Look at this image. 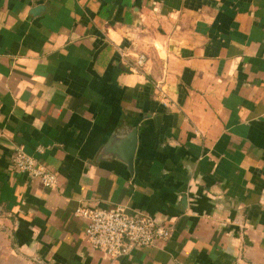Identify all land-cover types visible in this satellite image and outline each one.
<instances>
[{
	"label": "crops",
	"instance_id": "obj_1",
	"mask_svg": "<svg viewBox=\"0 0 264 264\" xmlns=\"http://www.w3.org/2000/svg\"><path fill=\"white\" fill-rule=\"evenodd\" d=\"M118 203L168 239L111 263L73 212ZM0 264H264V0H0Z\"/></svg>",
	"mask_w": 264,
	"mask_h": 264
},
{
	"label": "built area",
	"instance_id": "obj_2",
	"mask_svg": "<svg viewBox=\"0 0 264 264\" xmlns=\"http://www.w3.org/2000/svg\"><path fill=\"white\" fill-rule=\"evenodd\" d=\"M145 55L139 54L136 63L142 65ZM12 164L16 171L47 189L57 186V175L40 160L15 147ZM73 216L84 223L86 242L93 249L102 251L111 263L130 255L133 251L152 246L168 239L173 223L157 221L152 216L118 203L111 208L78 206Z\"/></svg>",
	"mask_w": 264,
	"mask_h": 264
},
{
	"label": "water",
	"instance_id": "obj_3",
	"mask_svg": "<svg viewBox=\"0 0 264 264\" xmlns=\"http://www.w3.org/2000/svg\"><path fill=\"white\" fill-rule=\"evenodd\" d=\"M135 147H136V130L132 129L129 133H127L123 141V148L120 154L122 161L126 164L130 172L132 170V159H133Z\"/></svg>",
	"mask_w": 264,
	"mask_h": 264
}]
</instances>
